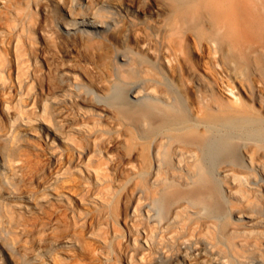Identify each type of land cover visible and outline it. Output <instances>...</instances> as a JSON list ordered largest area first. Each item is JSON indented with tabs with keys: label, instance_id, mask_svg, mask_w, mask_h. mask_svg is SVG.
<instances>
[{
	"label": "bare ground",
	"instance_id": "6f19581e",
	"mask_svg": "<svg viewBox=\"0 0 264 264\" xmlns=\"http://www.w3.org/2000/svg\"><path fill=\"white\" fill-rule=\"evenodd\" d=\"M24 1L0 264H264V0Z\"/></svg>",
	"mask_w": 264,
	"mask_h": 264
},
{
	"label": "rangeland",
	"instance_id": "374dc122",
	"mask_svg": "<svg viewBox=\"0 0 264 264\" xmlns=\"http://www.w3.org/2000/svg\"><path fill=\"white\" fill-rule=\"evenodd\" d=\"M14 3L17 0H13ZM21 1V4L18 5L17 7L11 8L12 10H15V15H11V11H5L4 14L0 17V37H5V44H4V50L6 52V55L9 59H12L11 55L8 53V40H10V37H20L21 41H25L26 48H28V45L26 43V37H41L39 32L34 30L33 27V22L30 21L29 15H28V8L27 4L25 3L24 0H18ZM31 30V31H30ZM32 31H36V33H33ZM26 53V52H25ZM28 53V51H27ZM29 54V53H28ZM51 60H55L54 57ZM8 71V69H7ZM4 99H6V96L0 91V102H2ZM26 105V103H23ZM23 105L20 109L17 105L12 107V110L15 111H20V113H23V110H27L28 106ZM4 120L5 117H3ZM23 125V124H22ZM20 126V128L25 127V125ZM37 145L42 148V142L38 140ZM28 150V149H27ZM27 150H24V158L32 163L34 161L37 162V164H43L45 162V153L42 149H39L35 151V155L33 154H28ZM27 160V162H28ZM0 219L4 220V222H8V217H3L0 215ZM102 222H104V218L101 219ZM88 245L91 248H94L96 246V242L93 239H87ZM94 257L96 258L97 264H104L102 256L94 251Z\"/></svg>",
	"mask_w": 264,
	"mask_h": 264
}]
</instances>
